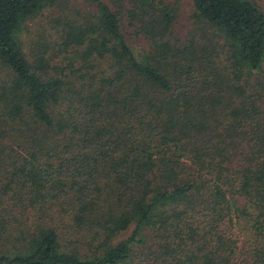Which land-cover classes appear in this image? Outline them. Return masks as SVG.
<instances>
[{"label": "trees", "instance_id": "16d2710c", "mask_svg": "<svg viewBox=\"0 0 264 264\" xmlns=\"http://www.w3.org/2000/svg\"><path fill=\"white\" fill-rule=\"evenodd\" d=\"M115 5L0 0V264H264V10Z\"/></svg>", "mask_w": 264, "mask_h": 264}, {"label": "rangeland", "instance_id": "374dc122", "mask_svg": "<svg viewBox=\"0 0 264 264\" xmlns=\"http://www.w3.org/2000/svg\"><path fill=\"white\" fill-rule=\"evenodd\" d=\"M72 1H78V0H72ZM105 3H107L110 7H113L118 1L120 0H103ZM165 5H168L169 7L175 8V11H177V17L175 22L176 27L178 30L184 29V27L187 24H190L192 26L194 19L192 18V0H162ZM257 2L258 6H260L264 10V0H254ZM127 2V0H123V3ZM84 9L86 8L83 5ZM116 6V5H115ZM88 8V7H87ZM87 8L85 10H87ZM53 11L50 10H44L38 15H36L34 18L27 19L23 26L20 29V37L22 40V45L24 46V50L26 53H30L31 50L34 48V44L36 41H38L40 38V35L44 32H47V19L49 13ZM237 234L239 235V245H241L242 241H246V235H242L237 231ZM246 249V248H245Z\"/></svg>", "mask_w": 264, "mask_h": 264}]
</instances>
